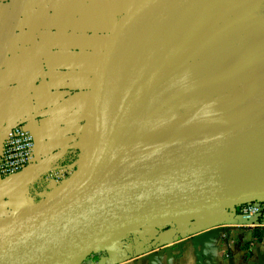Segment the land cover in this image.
Returning a JSON list of instances; mask_svg holds the SVG:
<instances>
[{
  "label": "crops",
  "instance_id": "1",
  "mask_svg": "<svg viewBox=\"0 0 264 264\" xmlns=\"http://www.w3.org/2000/svg\"><path fill=\"white\" fill-rule=\"evenodd\" d=\"M4 1L0 146L10 128L24 126L35 158L14 176L0 175V226L57 192L47 172H75L84 164L94 137L96 73L129 12L100 87L115 152L139 133L192 118L190 100L206 98L214 87L233 91L241 81L249 92L264 91V19L253 15L260 0L177 7L181 0ZM239 59L246 65L241 71ZM240 213L234 208L151 225L82 264H264V234Z\"/></svg>",
  "mask_w": 264,
  "mask_h": 264
},
{
  "label": "water",
  "instance_id": "2",
  "mask_svg": "<svg viewBox=\"0 0 264 264\" xmlns=\"http://www.w3.org/2000/svg\"><path fill=\"white\" fill-rule=\"evenodd\" d=\"M195 1L181 0L173 6ZM131 14L114 28L96 73L94 137L84 164L55 194L0 226V264H82L104 245L157 222L264 201V153L161 169L74 197L138 146L140 133L130 146L115 152L100 104V87L116 39Z\"/></svg>",
  "mask_w": 264,
  "mask_h": 264
},
{
  "label": "bare ground",
  "instance_id": "3",
  "mask_svg": "<svg viewBox=\"0 0 264 264\" xmlns=\"http://www.w3.org/2000/svg\"><path fill=\"white\" fill-rule=\"evenodd\" d=\"M224 102V117L218 116L215 108L201 111L192 119L189 128L181 129L172 141L154 150L144 162L132 166L122 177L112 180L114 175L128 171L120 169L115 172L119 157L104 176L74 197L161 169L264 153V91L226 96ZM227 124L237 127L235 130H229ZM216 132L219 134L213 135ZM125 156L119 159L120 168L128 161Z\"/></svg>",
  "mask_w": 264,
  "mask_h": 264
},
{
  "label": "rangeland",
  "instance_id": "4",
  "mask_svg": "<svg viewBox=\"0 0 264 264\" xmlns=\"http://www.w3.org/2000/svg\"><path fill=\"white\" fill-rule=\"evenodd\" d=\"M4 4L6 5V2L4 0H0V10L2 8L1 6L4 5ZM253 15H254L255 18L264 19V0H260V1H258L256 3ZM1 22H2V16H1V11H0V23ZM6 29L7 28H5L4 26L0 25V34H6ZM239 63H240L239 70L241 71L246 65L244 64V62L242 60H240ZM236 83H237L236 84V89L233 90V91L230 90V91L222 92V91H219L217 89V87H214L213 89L208 91V96H206V98H204V97H202L201 95L198 94L199 98H197L196 101H194V99L190 100L191 102H189V108L195 105L194 108H196V109H195L194 113H197V114L200 113L203 110H208L209 108L210 109L212 108V110H213L215 108L216 114L218 116H223L224 117V107L223 106H225V102L224 101H225V97L226 96L260 93V92H254V93L253 92H249V90L247 89L245 84L243 82H241V81H236ZM188 121H189V124H190L192 122L191 118L187 119V120H185L183 122L177 123L172 128L166 126V127L157 128V129H155L153 131L142 133L141 137L138 139V146L136 147V150H135L134 154L128 153V154H126V156L124 155L126 158H128V161L125 162L124 165L121 168L119 167V164L121 162L119 159L124 158V156H120V158L118 159V161L115 164L116 165L115 172L120 171V169L129 170L130 168H132V166L137 165V164H141L142 162H144V160L154 150H156L157 148H159L163 144H166V143H169L170 141H172L177 136V134L179 133V131L181 129L189 128L188 127L189 124L184 125ZM182 125H184V126L182 127ZM233 125L234 124H227V127L229 128V130H235L236 129L237 126L236 125L233 126ZM138 126L139 127L143 126V123H139V124L137 123V125H136L137 129H138ZM216 134H219V132H216L213 135H216ZM191 151H193V150H191ZM73 175H74V170H73V172L69 171L67 173L66 180H68ZM59 186L60 185H58L57 187H59ZM165 222H171V221H165ZM162 223H164V222H157V223H155L153 225H159V224H162Z\"/></svg>",
  "mask_w": 264,
  "mask_h": 264
},
{
  "label": "built area",
  "instance_id": "5",
  "mask_svg": "<svg viewBox=\"0 0 264 264\" xmlns=\"http://www.w3.org/2000/svg\"><path fill=\"white\" fill-rule=\"evenodd\" d=\"M35 142L32 134L21 125L10 128L0 147V175L2 178L14 176L34 163ZM69 170L59 167L45 174L48 182L61 185L66 181ZM245 224L257 226L264 234V201L238 207Z\"/></svg>",
  "mask_w": 264,
  "mask_h": 264
}]
</instances>
